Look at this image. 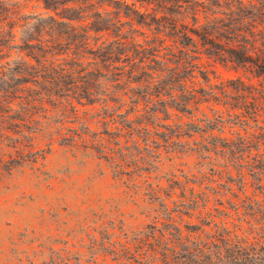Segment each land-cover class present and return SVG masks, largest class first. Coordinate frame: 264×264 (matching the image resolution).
Masks as SVG:
<instances>
[{"label": "rangeland", "instance_id": "rangeland-1", "mask_svg": "<svg viewBox=\"0 0 264 264\" xmlns=\"http://www.w3.org/2000/svg\"><path fill=\"white\" fill-rule=\"evenodd\" d=\"M15 1L18 16L45 12L36 2ZM135 1L127 0L140 13H152ZM134 28L148 36L136 35L138 42L152 38ZM14 33L20 44L19 26ZM6 53L10 57L0 66L16 67V50ZM194 64L207 76L204 81L196 71V89L246 81L241 70L202 54ZM99 98L93 105L73 101L75 113L44 99L24 121L15 99L6 113L13 119L0 120V264H138L128 257L171 247L176 228L184 243L224 230L264 243V187L247 169L250 158L236 161L220 148L196 152L209 134L231 142L237 129L178 133L179 124L204 126L199 120L225 112L222 106L203 104L193 117L171 110L166 117L157 107L150 116L153 105L146 100L134 106L127 97L108 103L102 93Z\"/></svg>", "mask_w": 264, "mask_h": 264}, {"label": "trees", "instance_id": "trees-1", "mask_svg": "<svg viewBox=\"0 0 264 264\" xmlns=\"http://www.w3.org/2000/svg\"><path fill=\"white\" fill-rule=\"evenodd\" d=\"M23 1L36 2L45 12L21 17L13 9L18 2L0 0V60L9 58L6 52L13 49L17 53L12 62L16 67L8 68L10 62L0 66L2 123L13 119L6 113L15 99H20L21 121L32 117L35 102L42 105L45 99L54 109L70 107L75 113L73 101L93 105L100 101V93L104 103L127 97L135 106L146 100L153 105L150 116L160 107L166 117L169 110L193 117L203 104L213 102L225 112L204 116L199 120L204 126L179 124L178 133L189 137L191 132L237 129L231 142L209 134L210 141L196 152L220 148L219 153L227 151L236 161L246 154L252 161L247 166L250 175L259 188L264 187L260 167L264 164V0L135 1L151 7L150 14L140 13L127 0ZM135 25L150 31L152 38L138 42L136 35L148 36ZM17 26L20 44L14 33ZM201 54L241 70L246 81L238 77L196 89V71L207 81L194 64ZM175 232L171 247L153 246L139 258L129 256V263L264 264V243H250L225 230L216 232L219 237L184 243L180 230Z\"/></svg>", "mask_w": 264, "mask_h": 264}]
</instances>
